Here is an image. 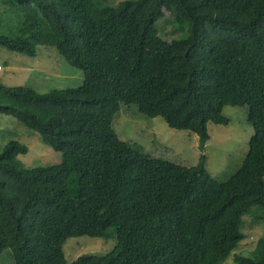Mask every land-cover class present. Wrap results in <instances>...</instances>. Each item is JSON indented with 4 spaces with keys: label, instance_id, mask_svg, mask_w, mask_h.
<instances>
[{
    "label": "trees",
    "instance_id": "16d2710c",
    "mask_svg": "<svg viewBox=\"0 0 264 264\" xmlns=\"http://www.w3.org/2000/svg\"><path fill=\"white\" fill-rule=\"evenodd\" d=\"M20 21L0 46L34 55L53 45L83 73L76 87L39 93L0 83V113L62 153L24 167L27 147L0 149L2 240L17 264H66L79 235L116 243L69 264H222L243 238L242 216L264 224V0H15ZM168 19L170 40L159 27ZM186 32L184 36H179ZM179 36V37H178ZM121 102L189 130L202 150L207 124H226L225 104L245 105L252 135L225 179L205 154L183 165L144 152L112 128ZM235 264H264V236Z\"/></svg>",
    "mask_w": 264,
    "mask_h": 264
},
{
    "label": "rangeland",
    "instance_id": "374dc122",
    "mask_svg": "<svg viewBox=\"0 0 264 264\" xmlns=\"http://www.w3.org/2000/svg\"><path fill=\"white\" fill-rule=\"evenodd\" d=\"M120 0H106L116 5ZM15 0H0V32L11 33L18 26L20 13ZM160 22L167 40L177 36L178 31L168 19ZM182 32L179 36H184ZM178 36V37H179ZM34 55H25L0 46V83L6 86H27L39 93L54 89H64L80 85L84 79L82 71L70 64L53 45L35 46ZM222 114L226 124L209 122V137L202 150L199 149V138L195 133L175 129L166 123L161 116L150 117L140 113L134 103L121 102L119 110L114 114L112 128L118 136L139 146L144 152L162 157L183 165L197 163L199 155L205 154V165L211 175L225 179L240 164L248 147L252 126L246 119L245 105L225 104ZM40 134L25 127L12 115L0 113V149L10 139L19 140L27 147L16 156L17 162L24 167L56 163L61 160L60 150L48 146L40 139ZM254 208L242 216L241 232L243 238L224 258L222 264H235L233 255L251 252L258 238L264 236V224L252 223ZM4 249L0 253V264H17L10 248L2 240ZM114 229L102 237L89 235L72 236L62 244L66 264L78 256L104 255L115 245Z\"/></svg>",
    "mask_w": 264,
    "mask_h": 264
}]
</instances>
